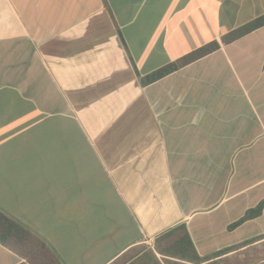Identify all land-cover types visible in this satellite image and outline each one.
<instances>
[{"label": "crops", "instance_id": "crops-1", "mask_svg": "<svg viewBox=\"0 0 264 264\" xmlns=\"http://www.w3.org/2000/svg\"><path fill=\"white\" fill-rule=\"evenodd\" d=\"M264 0H0V210L62 264L185 226L201 258L264 238ZM217 42L165 78L142 79ZM25 261L0 244V264Z\"/></svg>", "mask_w": 264, "mask_h": 264}, {"label": "trees", "instance_id": "trees-1", "mask_svg": "<svg viewBox=\"0 0 264 264\" xmlns=\"http://www.w3.org/2000/svg\"><path fill=\"white\" fill-rule=\"evenodd\" d=\"M264 27V15L251 23L238 28L223 38L224 44L237 40ZM220 44L213 42L186 55L142 79L148 86L166 76L184 68L220 49ZM264 209V201L245 217L232 225L235 228L248 220L258 217ZM0 244L16 253L25 262L22 264H62L56 253L46 242L27 226L0 210ZM264 244V238L248 244L234 247L210 258H201L185 226L168 231L160 236L153 247L138 245L129 249L122 257L111 264H253L259 255L258 246ZM260 260V259H259Z\"/></svg>", "mask_w": 264, "mask_h": 264}, {"label": "rangeland", "instance_id": "rangeland-1", "mask_svg": "<svg viewBox=\"0 0 264 264\" xmlns=\"http://www.w3.org/2000/svg\"><path fill=\"white\" fill-rule=\"evenodd\" d=\"M258 251H259V255H257L258 258H255L256 261L253 264H264V244H260L258 246Z\"/></svg>", "mask_w": 264, "mask_h": 264}]
</instances>
